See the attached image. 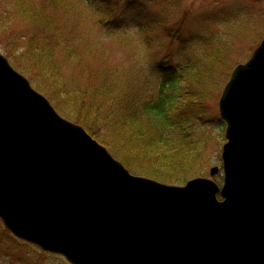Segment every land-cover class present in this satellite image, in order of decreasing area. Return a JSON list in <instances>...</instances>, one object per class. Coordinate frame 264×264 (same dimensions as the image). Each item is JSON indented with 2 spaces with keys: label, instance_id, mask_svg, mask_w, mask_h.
<instances>
[{
  "label": "water",
  "instance_id": "95a60500",
  "mask_svg": "<svg viewBox=\"0 0 264 264\" xmlns=\"http://www.w3.org/2000/svg\"><path fill=\"white\" fill-rule=\"evenodd\" d=\"M218 107L222 186L218 168L165 185L132 175L0 54V221L69 264H264V39Z\"/></svg>",
  "mask_w": 264,
  "mask_h": 264
},
{
  "label": "rangeland",
  "instance_id": "374dc122",
  "mask_svg": "<svg viewBox=\"0 0 264 264\" xmlns=\"http://www.w3.org/2000/svg\"><path fill=\"white\" fill-rule=\"evenodd\" d=\"M21 1L35 12L34 19L18 16L14 0H0V54L28 80L31 78L17 65L22 67L27 61L24 54L29 39L33 36L37 43H47L54 32L59 42L66 41L75 51V57L68 60L66 51H55L63 81L94 84L105 71L116 82L114 86L125 92L131 84L143 82L149 84L143 87L155 93L163 75L202 62L217 47L227 48L223 71L216 61L205 62L210 64L212 77L207 87L208 114L192 123L200 154L190 173V179H209V171L218 168L219 174L212 180L222 184L226 124L220 118L218 103L232 70L245 64L264 39V0H107L108 9L100 7V12L86 8L80 0H63L56 7L44 0ZM55 41L54 37L52 43ZM46 99L63 118L75 123ZM0 264L69 263L15 239L0 222Z\"/></svg>",
  "mask_w": 264,
  "mask_h": 264
},
{
  "label": "trees",
  "instance_id": "16d2710c",
  "mask_svg": "<svg viewBox=\"0 0 264 264\" xmlns=\"http://www.w3.org/2000/svg\"><path fill=\"white\" fill-rule=\"evenodd\" d=\"M44 1L55 7L63 4V0ZM80 1L95 12L109 7L107 0ZM14 2L18 16L34 19L32 9H26L21 0ZM43 26L47 30L48 26ZM54 37L57 41L52 43ZM59 48L66 51V60L75 57L66 41L59 42L56 32L47 43H37L32 36L24 54L25 65H16L61 114L83 127L128 169L163 184H185L200 154L192 123L202 121L208 114L207 87L212 77L210 64H206L216 61L223 71L229 56L227 48L223 51L217 47L202 62L163 75L155 93L143 87L149 85L143 82L131 84L128 92L118 90L105 71L94 84H68L60 78L55 61Z\"/></svg>",
  "mask_w": 264,
  "mask_h": 264
}]
</instances>
